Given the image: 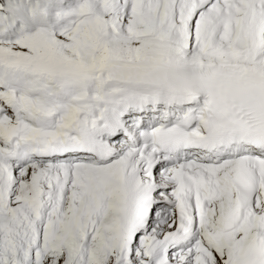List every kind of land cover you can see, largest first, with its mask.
Listing matches in <instances>:
<instances>
[{"label": "snow or ice", "instance_id": "snow-or-ice-1", "mask_svg": "<svg viewBox=\"0 0 264 264\" xmlns=\"http://www.w3.org/2000/svg\"><path fill=\"white\" fill-rule=\"evenodd\" d=\"M0 264H264V0H0Z\"/></svg>", "mask_w": 264, "mask_h": 264}]
</instances>
